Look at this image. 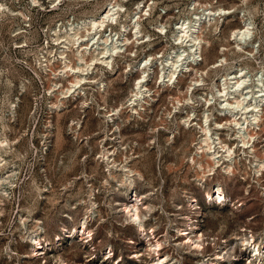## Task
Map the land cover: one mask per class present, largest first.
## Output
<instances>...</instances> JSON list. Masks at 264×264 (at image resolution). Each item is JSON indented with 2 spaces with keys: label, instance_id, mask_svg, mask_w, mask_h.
<instances>
[{
  "label": "rangeland",
  "instance_id": "1",
  "mask_svg": "<svg viewBox=\"0 0 264 264\" xmlns=\"http://www.w3.org/2000/svg\"><path fill=\"white\" fill-rule=\"evenodd\" d=\"M104 1L66 0L61 9L50 11L47 6L45 10L31 6L26 0H9V29L6 16L0 18V136L7 135L13 141L11 148L7 147L5 151L1 149L6 162L10 160L12 165L3 163L6 167H1L0 173L4 171L2 174H9V169L15 172L12 175L13 186L6 189L10 194L0 199V264H148L147 260H150L147 241L118 211L119 202L126 200L125 189L110 178L109 184H103L108 174L106 162L99 155L103 144L111 149L117 145L116 140L109 138L113 136L114 126L105 124L98 115L96 104L85 110L81 100L71 101L60 113L52 112L49 107L51 95L47 93L52 82L51 75L35 63L41 45L46 37H50L49 29L47 31L44 27H51L56 22L65 24L70 16L78 18L88 12L95 13ZM135 1H122L128 9L122 12L123 22L129 21L127 13L132 11ZM150 2L151 8L147 5L140 18V28L146 36L143 40L141 37L137 40L134 34L129 33L133 40L129 48H133L137 55L126 56L124 60L128 58L134 61L146 54L152 55L153 61L158 59V62L163 59L161 55L174 46L172 32L179 17H185L188 21L206 5L220 6L230 12L205 22L201 28L205 42L199 67L200 70L211 69L205 75V84L196 89V94L211 90L213 81L219 79L218 75L226 72L234 62L242 65L247 62L252 82L256 80L254 67L264 63V0ZM16 9H22L27 16L12 15L11 12ZM251 14L254 16L256 37L261 39L259 50L254 51L255 58H247L248 53L237 50L231 35L232 29L241 25L242 15ZM26 23L29 26H24L26 28L21 29L22 32L13 33L16 27ZM160 23L165 25L166 31L159 30L157 25ZM4 43H9V46ZM5 48H8V58ZM219 55L227 56V64L212 68ZM59 65L56 61L51 68H58ZM127 69L125 62L120 61L114 74L106 72L108 92L103 98L102 92L94 91L97 102L111 108L126 100L135 79L140 75V71L128 75ZM159 70V66H156L149 82L155 94H160L157 100L146 105V109L139 114H132L129 107L122 108L118 126L124 150L117 159L123 153L141 155L133 165L142 170L145 179H136L135 186L142 194L143 201L152 204L153 210L148 215L146 227L151 242L157 239L163 242L162 254L174 260L180 259L181 264H201L204 258L215 257L216 252L220 255L225 252L219 261L221 264H233V255L240 252V247L243 248L236 236L251 232L257 238L264 236V195L261 191L264 188V175L258 180L252 171L245 173V160H242L236 175L228 177L218 170L206 180L205 189L201 187L196 181V169L187 160L193 154V140L198 134L188 126H181L175 133V140L168 141L178 120L185 115L184 111H189L191 105L196 114L202 111L201 100L194 104L186 102L181 109L172 107L173 98L183 96L191 77L196 74L187 73L180 77L174 83L177 87L163 86L159 83ZM60 81L67 83L66 78ZM218 84L221 85L220 82ZM22 85L24 90H21ZM20 91L23 94L14 117L10 115L9 103ZM170 110L172 113L168 115ZM73 118L82 120L79 133H74L70 128ZM218 120L226 119L218 116ZM5 121L8 123L6 126ZM48 121H52L53 126L47 127ZM260 126L256 130L264 139V119ZM222 130L228 142H236V139L229 138V129ZM261 145L257 143L258 151L264 153ZM117 176L120 179L119 173ZM216 182L223 184L232 202L209 203L205 199L206 190H211ZM90 183L95 187V200L99 205L95 212L99 216L89 223L93 237L81 239L77 233L68 237L69 231L74 232L79 227L81 217L87 214ZM45 186L47 191H43ZM192 196L201 206H189ZM84 200L87 202L84 203ZM36 220L42 222V232H45L47 240H43L41 253L32 256L34 251L28 235L35 229ZM192 220L203 233L204 254L192 253L186 246L175 245L186 239L184 235L177 234L176 227H185ZM109 246L112 254L104 258L103 253ZM242 250L244 254L234 260V264L249 263L248 252L245 248ZM150 253L157 257L152 250Z\"/></svg>",
  "mask_w": 264,
  "mask_h": 264
},
{
  "label": "bare ground",
  "instance_id": "2",
  "mask_svg": "<svg viewBox=\"0 0 264 264\" xmlns=\"http://www.w3.org/2000/svg\"><path fill=\"white\" fill-rule=\"evenodd\" d=\"M33 1L34 3L39 2V0ZM55 1L52 0L51 2L54 4ZM122 1L105 0L97 12H88L77 20L69 21L66 25L60 26L56 24L55 27H51L50 37L53 45L56 46L49 48L48 40L47 47L44 45L41 49L43 51H40L35 57V63L51 75L52 82L49 85L48 93L49 95H54V98L51 97L49 101V107L52 112L60 113V111L68 107V103L71 101L81 100V106L85 110L86 108L94 107V104H96L98 115L102 117L105 124L114 126L111 133L113 136L109 137L108 132H106V136L116 140L117 145L111 149L103 144L99 155L106 162L105 170L108 174V178L105 179L103 184H109L110 178L118 181V185L125 189L126 200L125 202H119L120 208L118 211L125 216L128 224L134 225L135 229L143 235L144 240L147 241V250L149 249L156 253L157 257H153L150 251L148 252L150 260H147V263L181 264L180 259L174 260L169 255L161 253L164 248L162 241L157 239L155 242H151V237L146 227V220L148 215L152 213L153 207L151 206L152 204H146L143 201L142 194L135 186L136 179H145L142 170L133 165L141 155H136L134 152L123 153L119 160L117 159L121 150H124L122 134L118 126L120 113L125 107H129L132 114H139L140 111L146 109V105H150L157 100V95L160 94L159 92L155 94L149 83L156 66L160 68L158 79L160 85L162 83L163 86H175L174 83L180 77L186 76L187 73L188 75L196 74L191 77L183 96H175L173 98L172 107L181 109L185 107L184 103L186 102L194 104L196 101L201 100L203 104L202 111L196 114L192 105L189 111H184L185 115L178 120L176 129L168 136V141L173 142L175 140V133L181 126H188V128L198 134L193 140V154L187 160L196 169V181L204 189L206 180L218 170L225 173L228 177L236 175L241 168L242 160H245V168L247 169L245 173L252 171L254 176H257L258 180H260L264 175V153L258 151L257 143H262L261 146L264 149V139H261L256 129L261 127L260 125L264 119V63L254 67L256 80L252 82V78L247 71L249 64L246 62L242 65L234 62L228 67L226 72L218 75L219 79L213 81L211 90H204L200 95L196 94V89L201 84H205V75L211 69L209 67L205 70H200L199 67L202 64V50L205 42L201 34V28L205 22H211L217 16L220 17L230 12L224 7L215 8L206 5L200 11L197 10L191 20L187 21L185 17H179L176 20L175 30L172 32V39L175 43L173 42L174 46L168 53L161 55L163 59L158 62V59L153 61L154 57L152 55L147 56L144 54L134 61H130L128 58L124 60L128 68L126 70L128 75H133L136 71H140V75L135 79L126 100L117 107L107 108L105 105L93 100L95 99L94 91L102 92V97L105 98L108 92L106 72L114 74L117 71L120 60L118 57L124 55L122 54L123 51L126 56L135 57L137 55L133 48H128V44L133 42L129 33L134 34L137 40L140 37L141 40L145 38L146 34L142 33L140 28V18L146 6L148 5L150 9L153 2L136 0L133 3L132 11L129 10L127 13L129 21L122 22L121 20L118 24V16L121 11L126 10L127 12L128 10L124 7ZM197 1L194 0L193 3ZM3 8L4 3L0 1V15L5 14L3 13ZM12 15L27 16L23 10H17ZM113 24L118 25V27H113ZM108 26L110 27V32H108ZM157 27L159 30L166 31L163 23L158 24ZM21 29H23L22 25L16 27L15 30L17 31L14 30L13 33L22 32L23 30ZM113 31L115 32L112 33ZM231 35L235 40L237 50L248 53L249 55L245 56L247 58H255L254 51L259 50L261 39L258 36L256 37V26L252 14L250 16L242 15L241 25L232 29ZM114 39L117 43L121 40L125 43L124 50L116 43L112 47L110 46ZM45 53H48V55ZM54 61L60 62L59 68H51V63ZM227 61V56L219 55L214 61L212 68H220L227 64ZM61 78H66L67 83L61 82ZM23 88L22 85L21 90H24ZM178 90L182 92L180 87H178ZM22 94L23 91H20L14 100H10V115L14 117L15 109L17 112L18 102ZM171 113L172 110L168 112V115ZM218 116H223L226 120L219 121ZM4 125H8L7 121L4 122ZM48 126H53L52 121H48ZM81 127L82 120L73 118L70 123V128L73 132L79 133ZM224 128L230 130L228 132L230 134L229 138L236 139V142L230 143L223 137L224 132L222 129ZM12 144L13 141L7 135L0 136V168L6 167L3 163H7L1 149L5 151L7 147L11 148ZM9 162L7 165H12ZM7 171H9L7 172L9 174H2L4 171L0 173V199L4 195L10 194L6 189L9 188V185L10 187L13 186L14 179L12 175L15 172L13 169ZM117 173L121 175L120 179ZM88 189V201L90 204L86 207L87 214L81 217L79 227H76L77 229L75 230L73 229L74 232L68 230V237H73L74 233H77L81 239L88 240L93 237L94 232L89 227V223L91 219L98 215L95 212L98 211L99 205L95 200V187L90 183L88 184ZM47 190L46 186L43 187V191ZM261 191L264 195V188H261ZM205 194V199L209 203L226 204L232 202V197L226 192L221 182H216L211 190H206ZM86 202L84 200V203ZM188 203L192 208L201 206L198 205V200L194 196L189 198ZM143 210H146V212H143ZM41 223L40 220H36L35 229L31 233L29 232L28 235V241L34 251L32 256L41 253L40 248L44 247L43 240H47L45 232H42L43 226ZM176 230L177 234L184 235L186 239L175 245L186 246L185 248L191 250L192 253L201 252L204 254L205 241L197 223L193 221L186 224L185 227H176ZM236 238L241 240V245L248 252L246 254L249 259L248 264H264V236L257 238L251 232L250 234L241 233ZM243 248L240 247V252L233 255V264L235 263L234 260L239 259L244 254ZM218 253H215V257L204 258L201 264H221L219 260L225 256V252L223 255ZM111 254L112 248L109 246L108 250L103 253L104 258L111 256Z\"/></svg>",
  "mask_w": 264,
  "mask_h": 264
},
{
  "label": "built area",
  "instance_id": "3",
  "mask_svg": "<svg viewBox=\"0 0 264 264\" xmlns=\"http://www.w3.org/2000/svg\"><path fill=\"white\" fill-rule=\"evenodd\" d=\"M0 1H3V3H4V12L3 13H5V14H7V15H5V14H2V15H0V18H1V16H3V15H5L6 16V19H8V21L6 22V25H7V27H8V29H9V0H0ZM31 6H34V7H38L39 9H42V10H45V8H46V6H47V8H48V10H58V9H61V7H62V5L64 4V2L66 1V0H56L55 1V3L53 4V2H51L52 0H39V2L38 3H34V1L33 0H26ZM72 2H81V1H88V0H71ZM46 2H47V4H46ZM18 9H16V11H17ZM20 10H22V9H20ZM16 11H12L11 12V14L13 13V12H16ZM124 10H122L121 11V14L118 16V24L120 23V21H121V19H122V12H123ZM82 17V16H81ZM79 18V17H78ZM78 18H74V17H71L70 16V18H68V20H67V22L65 23V24H61V23H55L53 26H51V27H55L56 26V24H58V25H60V26H62V25H66V24H68V22L69 21H72V20H77ZM122 22H123V20H122ZM0 24H1V22H0ZM24 26H29V24H25V25H23V28H26V27H24ZM113 27H118V25H115V24H113L112 25ZM50 26H47V27H44V28H47L46 30L48 31V29H49V32H50V29H51V27L49 28ZM107 29H108V32H110V27L108 26L107 27ZM115 31H113L112 33H114ZM8 34H9V32H8ZM122 36V35H121ZM121 38V37H120ZM116 39V38H115ZM114 39V41H113V43H110V46L112 47L113 46V44H117V45H119V46H121L120 48H122V50H124V45H125V43L121 40L119 43H117L116 42V40ZM49 40V48L51 47V46H56V45H53V43H52V40H51V37H46V39L44 40V42H43V45H41V48H40V51H43V50H41L42 49V47L45 45L46 46V44H47V41ZM51 42V43H50ZM2 44V43H1ZM50 44H52V45H50ZM131 44V43H130ZM130 44H128V48H129V45ZM3 45H5V46H9V43H4ZM18 46H21V44L20 45H18ZM47 47V46H46ZM5 51H6V53H5V56L8 58L9 57V54H8V48H5ZM40 51L38 52V54L40 53ZM46 55H48V53H45ZM122 54H124L122 57H118L117 55H116V57H118V59H120L119 60V62L120 61H122V62H124V58H125V56H126V53L123 51L122 52ZM120 55V54H119ZM54 62H56V61H54ZM53 62V63H54ZM57 62H59V61H57ZM60 63V62H59ZM51 65H52V63H51ZM40 67V66H39ZM60 67V65L58 66V68ZM53 69H56V68H53ZM44 70V69H43ZM47 93H48V91H47ZM49 94V93H48ZM51 97L52 98H54V95L53 94H51ZM94 101H95V99H93ZM121 131V130H120ZM9 188H10V185H9Z\"/></svg>",
  "mask_w": 264,
  "mask_h": 264
}]
</instances>
